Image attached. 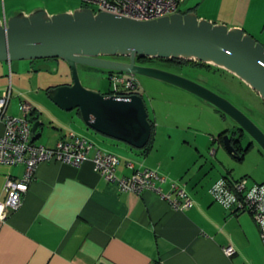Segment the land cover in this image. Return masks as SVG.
Masks as SVG:
<instances>
[{
  "label": "crops",
  "instance_id": "0c3cea01",
  "mask_svg": "<svg viewBox=\"0 0 264 264\" xmlns=\"http://www.w3.org/2000/svg\"><path fill=\"white\" fill-rule=\"evenodd\" d=\"M83 4L81 0H0V20L36 9L47 15L71 12ZM11 64V68L16 66ZM3 88L0 85V93ZM177 90L182 101L202 112H192L186 118L188 122L180 125L170 113L158 115L144 103L147 118L153 123L146 152L93 134L75 110L64 113L54 107L57 109L44 113L41 106H32L26 118L39 121L34 143L50 148L73 132L90 147L78 166L56 161L37 165L20 205L0 219V264H264V242L250 214L221 207L209 193L223 177L249 180L245 175L232 176L221 160L216 159L214 165L204 154L211 143L222 145L221 136L236 128H224L215 134L209 130L210 125L225 115L197 96ZM248 90L264 108L258 95ZM19 103L7 104L6 114L22 116ZM206 137L209 142L204 146ZM235 149L237 157L228 156L242 160L254 150L264 165V153L250 139L245 143L240 140ZM95 150L116 155L114 174L119 178L129 177L137 169H155L165 179L155 185L166 193L170 182H175L192 200L191 207L171 208L150 189L138 194L119 191L114 182L105 181L93 170ZM211 150L209 155L215 158L216 149ZM22 171L21 164H0V202L5 198V180L19 178ZM228 245L233 253L227 256L222 247Z\"/></svg>",
  "mask_w": 264,
  "mask_h": 264
},
{
  "label": "water",
  "instance_id": "95a60500",
  "mask_svg": "<svg viewBox=\"0 0 264 264\" xmlns=\"http://www.w3.org/2000/svg\"><path fill=\"white\" fill-rule=\"evenodd\" d=\"M123 57L113 60L108 57ZM135 56L196 61L234 75L264 103V48L239 27H228L175 12L138 21L87 6L47 15L36 9L0 20V61L54 59L66 63L71 82L46 91L60 110L77 111L92 131L132 148L145 146L150 124L142 98L117 96L83 87L77 66L120 74H137L183 89L229 117L235 130L221 136L225 151L237 157L234 144L246 135L264 153V133L230 101L180 73L135 63ZM38 120L31 123V139ZM235 135V138H234Z\"/></svg>",
  "mask_w": 264,
  "mask_h": 264
},
{
  "label": "rangeland",
  "instance_id": "374dc122",
  "mask_svg": "<svg viewBox=\"0 0 264 264\" xmlns=\"http://www.w3.org/2000/svg\"><path fill=\"white\" fill-rule=\"evenodd\" d=\"M88 6L92 7L90 4ZM178 8H187L196 16H201L206 20L210 18L209 21H219L226 26L241 24L240 28L264 48V0H179ZM15 63L16 66L9 67V64L14 65ZM147 64L196 79V82L239 108L264 133V108L258 106L257 100L248 90L250 88L234 75L211 65L209 68H205L189 63L158 65L148 62ZM0 65H2L0 66V85L6 87L9 82L11 87V97L8 106L15 102L19 103L22 100L36 108L41 109L42 107L44 113H50V109L57 108L52 106L54 104L48 99L46 91L53 87L69 85L71 82L68 67L62 60H12L8 62L0 61ZM77 76L80 84L87 89L105 93L111 88L106 71L77 66ZM135 78L137 80V89L149 111L152 112L154 108L158 115L168 112L175 117L174 120L178 121L177 123L180 125L188 122L186 118L192 112H202L201 109H197V107L182 101L183 97L177 95L176 92L180 88L142 75L135 74ZM180 90L185 91L183 89ZM68 112L65 111L64 113ZM232 127H234L232 120L224 116V119L220 118L214 121L210 125L209 130L216 134L224 128L229 129ZM82 130L84 133L85 131L93 133L90 130ZM93 134L96 133L94 132ZM207 137L204 138V146L209 142ZM241 140L245 143L249 138L243 135ZM113 141L115 142L116 140ZM116 142L118 143V141ZM210 149H216L215 158L209 155ZM113 150L117 151L118 149L113 148ZM204 154L214 165L216 164L214 162L216 159L221 160L226 168H229L232 176H247L249 178L248 185L252 181L257 183L264 181V165L259 162L254 150L248 152L242 160H235L228 156L222 145L213 142L208 146L207 150H204ZM216 169L220 170L221 167Z\"/></svg>",
  "mask_w": 264,
  "mask_h": 264
},
{
  "label": "built area",
  "instance_id": "2783aa9c",
  "mask_svg": "<svg viewBox=\"0 0 264 264\" xmlns=\"http://www.w3.org/2000/svg\"><path fill=\"white\" fill-rule=\"evenodd\" d=\"M92 12H108L126 18L148 21L179 12V0H81ZM92 5L88 6V5ZM112 91L111 95H129L137 87L133 74L111 73L107 76ZM124 93H119L120 91ZM126 93V94H125ZM10 99V84L0 93V164L12 166L21 164L22 175L19 178H7L3 185L5 198L0 202V219H4L9 211L15 210L21 197L34 176L37 165L41 162L56 161L71 166L80 165L86 157L90 144L82 137L69 132L64 140H58L53 147L47 148L36 144L31 139V122L26 114L32 106L20 101L22 116L6 114ZM212 153V150L210 151ZM118 159L115 154L101 153L95 150L91 158L93 170L105 181L114 182L119 191L140 193L145 189L153 190L169 207L184 210L192 205V200L184 189L170 182L169 191L163 193L155 182L165 179L155 169H137L129 177H116L114 168ZM131 167L130 163H127ZM213 200L225 209L233 212H247L255 223L260 239L264 242V183L247 184L246 177L230 180L226 177L218 179L209 189ZM225 255H231V246L222 247Z\"/></svg>",
  "mask_w": 264,
  "mask_h": 264
},
{
  "label": "trees",
  "instance_id": "16d2710c",
  "mask_svg": "<svg viewBox=\"0 0 264 264\" xmlns=\"http://www.w3.org/2000/svg\"><path fill=\"white\" fill-rule=\"evenodd\" d=\"M83 6H86V4H83ZM187 10H185V9H179V12L180 13H184ZM144 62H154V63L156 62L155 64H158V65H161V64H164V63H172L173 64L175 62V63H178V64H180V63H189V64H198V65H202V66H205V67H209L210 66L208 64L199 63V62H196V61H185V60H183V61H176V60H172V59H170V60H167V59L162 60V59H157V58H149V57H139V56H135V63L142 64ZM111 73H116V72L106 71V75L107 76L109 74H111ZM111 93H112V91L111 90H108L105 94H108L109 95ZM119 93H124V91L123 92L120 91ZM128 94H137V95H139L142 98V96H141L140 92L138 91L137 87L133 91H130ZM76 113H77V111H76ZM148 121H149V124H150V135H149L148 141L145 144V146L142 147V148H140V150L143 151V152H146V151L149 150L150 144H151V139H152L153 123L149 119H148ZM234 146L236 148H237V146L239 147L240 146V142H237L236 144H234Z\"/></svg>",
  "mask_w": 264,
  "mask_h": 264
},
{
  "label": "flooded vegetation",
  "instance_id": "af4514ba",
  "mask_svg": "<svg viewBox=\"0 0 264 264\" xmlns=\"http://www.w3.org/2000/svg\"><path fill=\"white\" fill-rule=\"evenodd\" d=\"M109 59H113V60H125L126 58H123V57H117V56H114V57H108ZM176 61H180V60H176ZM148 62H144V63H142V64H140V65H145V66H152V64H147ZM150 63V62H149ZM154 63V62H153ZM156 63V62H155ZM175 63V62H174ZM165 64V63H164ZM176 64H178V63H176ZM194 65H198V64H194ZM200 66H202V65H200ZM32 123V122H31ZM234 137H235V135H234Z\"/></svg>",
  "mask_w": 264,
  "mask_h": 264
}]
</instances>
